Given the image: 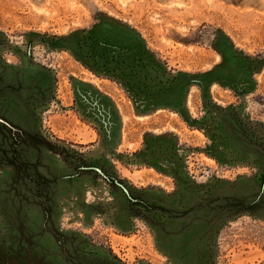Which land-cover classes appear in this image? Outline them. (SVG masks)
<instances>
[{"label": "rangeland", "instance_id": "1", "mask_svg": "<svg viewBox=\"0 0 264 264\" xmlns=\"http://www.w3.org/2000/svg\"><path fill=\"white\" fill-rule=\"evenodd\" d=\"M0 118V264H264V0H0Z\"/></svg>", "mask_w": 264, "mask_h": 264}, {"label": "water", "instance_id": "2", "mask_svg": "<svg viewBox=\"0 0 264 264\" xmlns=\"http://www.w3.org/2000/svg\"><path fill=\"white\" fill-rule=\"evenodd\" d=\"M0 124L4 125V126H7V127H10V125L7 122H5L3 119H1V118H0ZM84 170L85 171H93V172L99 174L100 176H102L103 178H105L107 181H110V179L99 168L90 167V168H84ZM114 184L117 185L118 187H120L128 195V192L124 188L123 185H121L120 183H118L116 181L114 182Z\"/></svg>", "mask_w": 264, "mask_h": 264}]
</instances>
